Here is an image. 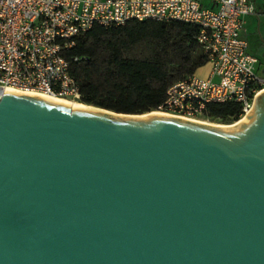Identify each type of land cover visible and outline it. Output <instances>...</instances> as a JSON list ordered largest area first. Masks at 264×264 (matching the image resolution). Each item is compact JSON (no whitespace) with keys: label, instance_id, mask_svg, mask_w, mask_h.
I'll list each match as a JSON object with an SVG mask.
<instances>
[{"label":"water","instance_id":"water-1","mask_svg":"<svg viewBox=\"0 0 264 264\" xmlns=\"http://www.w3.org/2000/svg\"><path fill=\"white\" fill-rule=\"evenodd\" d=\"M0 96V264H264V91L237 125Z\"/></svg>","mask_w":264,"mask_h":264},{"label":"built area","instance_id":"built-area-1","mask_svg":"<svg viewBox=\"0 0 264 264\" xmlns=\"http://www.w3.org/2000/svg\"><path fill=\"white\" fill-rule=\"evenodd\" d=\"M211 1L215 9L202 0H0V96L11 91L78 101L77 81L62 56L76 36L94 25L177 20L199 27L209 75L173 83L151 113L200 122L207 104L237 102L243 117L264 89L258 59L240 36L244 16L255 8L250 0Z\"/></svg>","mask_w":264,"mask_h":264},{"label":"trees","instance_id":"trees-1","mask_svg":"<svg viewBox=\"0 0 264 264\" xmlns=\"http://www.w3.org/2000/svg\"><path fill=\"white\" fill-rule=\"evenodd\" d=\"M198 33V26L177 20L92 26L62 52L78 84V102L121 114L156 110L170 85L208 62ZM241 112L237 102L209 103L204 118L231 124Z\"/></svg>","mask_w":264,"mask_h":264},{"label":"crops","instance_id":"crops-1","mask_svg":"<svg viewBox=\"0 0 264 264\" xmlns=\"http://www.w3.org/2000/svg\"><path fill=\"white\" fill-rule=\"evenodd\" d=\"M255 8L254 13L244 16V25L240 32V36L247 42V50L255 55L258 63L261 61L256 51L264 50V0H250ZM202 6L215 9L216 6L211 0H202ZM255 50V51H254ZM203 68V71L198 74V71ZM210 64L207 62L196 71V75L208 77ZM204 123V122H203Z\"/></svg>","mask_w":264,"mask_h":264},{"label":"rangeland","instance_id":"rangeland-1","mask_svg":"<svg viewBox=\"0 0 264 264\" xmlns=\"http://www.w3.org/2000/svg\"><path fill=\"white\" fill-rule=\"evenodd\" d=\"M256 53L260 57L259 59L261 60L256 66V72L258 73V75L262 76V75H264V50H261L259 52L256 51ZM202 71H203V68H201L198 71V74L200 75V72H202ZM68 100H70V99H68ZM74 102H78V101H74ZM78 103H80V102H78ZM84 105H86V104H84ZM87 106H90V105H87ZM91 107L95 108L94 106H91ZM85 110H88V109H85ZM89 110H92V109H89ZM146 114L148 115V114H152V113L150 112V113H146ZM153 114H157V113H153ZM142 115H144V114H142ZM142 115H139V116H123V115H119L118 117L141 118V117H146L147 116V115H145V116H142ZM157 115H160V114H157ZM243 118L244 117H240L239 120L241 121ZM199 124L206 125V126H211V127H221V126H215V124H217V125H219V124L220 125H225V126H222V127H232V126H226V125H230V124H227L223 120H220V119H217V118H214V119L202 118V119H200ZM210 124H212V125H210Z\"/></svg>","mask_w":264,"mask_h":264},{"label":"bare ground","instance_id":"bare-ground-1","mask_svg":"<svg viewBox=\"0 0 264 264\" xmlns=\"http://www.w3.org/2000/svg\"><path fill=\"white\" fill-rule=\"evenodd\" d=\"M262 91H264V89H261L257 94H256V96L257 95H259ZM45 98H47V99H50L51 101H53V102H55L56 104H58V105H60V106H62V107H64V108H66V109H68V110H70V111H73V110H76V109H78V110H83V109H95V108H93V107H91V106H87V105H84V104H82V103H78V102H74V101H70V100H68V99H65V98H59V97H45ZM145 115H147V114H144V115H142V116H145ZM240 121H235V122H233L232 124H230V125H226V126H235V125H237L238 123H239ZM210 125H212V124H210ZM215 126H225V125H217V124H215Z\"/></svg>","mask_w":264,"mask_h":264}]
</instances>
